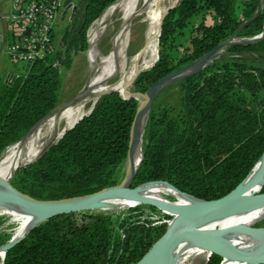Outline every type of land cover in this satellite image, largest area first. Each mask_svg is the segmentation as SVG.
<instances>
[{"label":"trees","instance_id":"trees-1","mask_svg":"<svg viewBox=\"0 0 264 264\" xmlns=\"http://www.w3.org/2000/svg\"><path fill=\"white\" fill-rule=\"evenodd\" d=\"M117 2L76 0L77 13L62 32L58 52L24 64L9 79L0 81V157L60 106L63 74L72 68L74 56L88 48L89 27ZM261 2V14L239 31L238 39L262 32L264 0ZM258 4L259 0H180L164 16L158 59L136 77L134 91L144 94L164 75L225 42L255 15ZM199 14H211L212 19L191 26ZM187 29L189 45L175 57L182 48L179 37ZM225 50L205 70L166 88L155 100L134 187L161 181L200 200L218 199L239 185L262 156L264 40L228 45ZM57 61L59 65L54 64ZM174 88L183 93L180 106L160 104L159 99ZM118 91L100 97L93 110L42 156L17 166L11 184L38 200L84 196L118 184L139 105L119 91L127 98L123 99ZM156 185L166 184L147 183L140 190ZM143 209L144 205H136L125 215L79 212L86 214L81 222L73 219L75 213L52 217L11 247L2 264H135L167 231L164 223L143 219ZM261 221L264 219L257 222ZM11 238L10 233L0 231V247ZM252 238L239 235L228 241L241 249ZM230 259L213 253L209 261L201 263L227 264Z\"/></svg>","mask_w":264,"mask_h":264},{"label":"water","instance_id":"water-1","mask_svg":"<svg viewBox=\"0 0 264 264\" xmlns=\"http://www.w3.org/2000/svg\"><path fill=\"white\" fill-rule=\"evenodd\" d=\"M261 1L262 0H259L258 9L255 15L251 17V19L246 20L227 38V40H225V42L206 52L203 56L194 60L192 63L164 75V77L160 78L156 83L150 86L144 94L134 93L133 96H131L138 101L139 105L130 129L128 142L129 148L126 157L128 168L125 176L118 184L84 196H75L59 200H38L15 188L11 184L10 178L3 179L0 177V207L5 208L16 206L23 209L26 208L36 217V224H34L25 235L18 238L12 236L8 243L0 247V252L3 253L4 257L3 260L0 261V264L4 262L6 252L24 239L37 224L59 215L106 209L108 207L107 200L113 198H128L136 200L139 204L151 205L159 210H166L167 212L169 211L170 213L175 214L168 224L166 233L160 237L149 251L135 264H172V257L175 249L181 242L188 240L189 238L196 240L208 248L211 251L210 256L215 253L222 258L234 257L250 262L252 261L256 264H264V240L259 248L251 250V252H246L238 249L228 240L217 236V233L200 229V226L209 222V220L227 217L230 214L239 211L250 210L251 208L264 203V192L262 191L264 187V152L253 169L249 172V175L227 195L218 199L204 201L197 199L190 194L179 191L173 184L168 182H147L149 184L162 183L169 185L175 191L191 199V202H188V204H177L175 202L165 204L153 198L144 197L140 194L141 186L146 185L147 183L137 187L132 185L143 158V137L146 130L147 120L157 97L165 91L166 88L205 70L206 67L214 63L216 59L226 53L225 48L228 45L254 44L264 40V24L262 32L259 35L245 39L237 38L239 31L256 20L261 14L263 10ZM171 8H169L168 11ZM68 9L69 8H67V10ZM77 10L78 8L74 6L72 10V19L75 17ZM154 65L155 64H153V66ZM139 96L140 98H138ZM68 105H70V103L63 104L64 107ZM92 110L93 108L91 111ZM50 114L51 113L47 114L41 121L35 124L34 127L23 136V139L20 142H23V140L29 137V135L38 128V125H40ZM137 158L139 161L136 166L134 162ZM257 187L259 189L253 191ZM253 230H258L264 235V227L256 225ZM210 256L207 261H209Z\"/></svg>","mask_w":264,"mask_h":264},{"label":"bare ground","instance_id":"bare-ground-1","mask_svg":"<svg viewBox=\"0 0 264 264\" xmlns=\"http://www.w3.org/2000/svg\"><path fill=\"white\" fill-rule=\"evenodd\" d=\"M117 1L118 2L112 8L104 11L102 17L96 21L95 25L92 26L90 31L91 43L96 47L98 32L102 27L105 26L106 17L116 11L121 12L122 27L113 38V42L116 43L115 48L111 50L109 56L106 59L101 61L103 64L101 69L89 83L93 87L91 91L94 94V98L92 97V99L89 96H85L83 99L74 104L62 107L63 109L60 112H54L53 114L49 115V117L44 119L42 124L38 125V128H36L35 131L29 135V137L23 140V142L11 145V148L8 149L3 159L0 160V177L3 179L13 176L17 166L23 164L25 161L43 155L44 152L51 147V145L56 144L60 140V138L65 132L68 131V129L70 130L74 124L78 123L84 118V116L88 115L91 111V108H87V103L91 99L93 105H95L97 99L107 89L114 91L119 90L123 95L125 94L127 96L133 95L131 87L134 84V80L142 71H144L143 69L148 68V66H150L153 61L157 59L159 51L158 34H160V32H158L159 25L161 22L163 24V18L166 15L168 9L178 3L180 0ZM142 15L144 16V21H146L148 24L144 34V41L146 42L143 48L134 56V63L130 66L128 65V67L126 66L127 68L125 67L116 83L109 84L106 82V80L112 75L119 74L118 72L123 69L127 63L125 51L128 42H126V35L127 31L130 29V20L136 16ZM123 53L125 55H123ZM118 58L119 60L121 58V61H119L117 64L116 60ZM113 86L115 88L112 89ZM138 161V158L135 159L134 164L136 166L138 165ZM161 187L166 189L168 188L172 193L182 196L188 199V202H191L189 197H186L185 195L175 191L169 185H156L147 189H142L140 192L150 190L149 194L143 196H150L151 198L152 196L162 192L163 189H160ZM258 189L259 188L257 187L253 191ZM136 204L139 203L132 199L127 201V203H125L122 198H113L107 200L108 207L125 206L127 208ZM6 208L10 209V211H13L15 214L24 216L25 221L21 224V231L28 229V227L31 228L36 223L35 215L32 214L28 209L19 208L16 206H9ZM236 213L240 214L233 213L235 215L230 214L227 217L209 220V222L201 225L200 229L215 232L217 233V236L226 240H230V238H234L239 235H252L254 238L250 239V241L247 242V244L240 250L251 252V250L259 248L262 244V241L264 240V235H262L258 230H253L255 227L252 228L251 231H248V229L250 225L257 223V221L261 219H264V203L257 207L251 208L250 210L239 211ZM18 237L19 234L16 233L15 238ZM210 253L211 251L204 245L189 238L188 240L181 242L175 249L172 257V264H189L190 260L194 258H199L206 262L210 256ZM2 255L3 253L0 252V256ZM227 264L256 263L231 257Z\"/></svg>","mask_w":264,"mask_h":264},{"label":"rangeland","instance_id":"rangeland-1","mask_svg":"<svg viewBox=\"0 0 264 264\" xmlns=\"http://www.w3.org/2000/svg\"><path fill=\"white\" fill-rule=\"evenodd\" d=\"M7 2H8V0H0V9L3 8L5 10V12L8 10V6H9V4H7ZM72 2L75 6L76 0H73ZM178 3H176L175 5H177ZM175 5H173V6H175ZM71 17H72V10H66L65 13H63L61 16L58 17V20L56 22L57 27H56V31H55L54 35L56 38V44L58 46V50L60 47L59 42H60V39L62 37V32L69 25L68 22H69ZM198 17H199V15L193 17L191 26H193V24L198 25L199 21L200 22L202 21ZM100 18L95 20L94 23L89 27V30H88L89 37L87 36V43L89 42L88 48L86 50H83L78 55L74 56L73 62H72V64H73L72 68L63 74L64 87H63V91L61 94V101L59 104L60 106L56 109L55 113L60 112L63 109L62 108V107H64L63 104H66V103L74 104V103L80 101L81 99H83V97H85V96H89L90 98H92V97L94 98V94L91 91L93 89V87L89 83L98 74L99 70L101 69V67L103 65L101 63V61L106 59L109 56V53L111 52V50L115 48L116 43L113 42V38L119 32V30L122 27L121 12L116 11L112 14H109L106 17L105 26L99 30L100 33L98 32L97 45L95 47V46H93V44L91 43V40H90V31L92 29V26L95 25L96 21H98ZM205 19L208 20L207 17H205ZM0 23H1V21H0ZM161 24H162V22H161ZM161 24L159 25L158 32L160 30ZM147 26H148V24L146 21H144L143 15L142 16H136L130 20V29L127 31V35H126V42H128L127 47H126V51H125L127 63L125 64L123 69H121L118 72L119 74L110 76L106 80L107 83H109V84L116 83L119 80L120 75L123 72V70L125 69V67L126 66L128 67V65L130 66L131 64L134 63V61H135L134 56L143 48V46L146 42V41H144L145 40L144 34H145L146 29H147ZM1 32H2V26L0 25V34H1ZM189 35H190V29L189 30L187 29L186 31H184L183 34L180 35L179 41H180V45L182 46V48L177 49V51L174 53L175 57H179L180 55H182L184 52V49L189 45L188 44V38H187ZM1 41H2V39H1V35H0V81L2 79H9L14 72H17L19 70V68H21L24 65V63H21L20 65H15V64L11 63V61L9 60V58L5 52L4 46L2 45ZM58 50H57V52H58ZM125 54L123 53V55H125ZM119 61H121V58H120V60L118 58L116 60V63L118 64ZM55 63L58 64L59 62L57 61ZM133 85L131 87V91L134 94L136 92L134 91ZM113 88H115V87L113 86L112 89ZM110 91H112V90H110V89L105 90L104 93L100 95V97L104 96L105 93H108ZM182 95H183V93L179 89L174 88V89L170 90L169 92L165 93V95H163L159 99L158 102L162 105H165V104L166 105H172V106L178 108L181 104L180 101H181ZM131 96H133V95H130L128 97H131ZM138 98H140V96ZM92 99L87 103L88 104L87 108L88 107L91 109L94 108L95 105H93ZM51 114H53V113H51ZM2 156L0 157V160L3 159ZM127 168H128V164H127V161L125 160L121 164V167L119 170V177H120L119 181H121L123 179V177L125 176ZM160 189H163L162 192H160L159 194H157L155 196H152L151 198H153L159 202L165 203V204L174 203V202L177 204H188V201H187L188 199L172 193L170 189H168V188L166 189L164 187H161ZM149 191L150 190L143 191V192H140V194L142 196L147 195V194H149ZM123 200L125 203H127V201H130V199H128V198L123 199ZM136 205H142V204H136ZM136 205H133V206H136ZM133 206H130L127 208L125 206H123V207L110 206V207H107V209L90 210L88 212H90V213L102 212V213H106V214L110 213L113 215H125V214H127V211L129 209H131V207H133ZM143 211L145 213V215L142 216L143 219L151 218L155 223H158V224L164 223L165 225H167V229H168V223L173 218V216L171 214H165V213H163V211H161L159 209H157V210L150 209L148 207V205H144ZM235 214H240V213H235ZM235 214H233V215H235ZM83 216L85 217L86 214L82 215L80 213H75V215H74L75 218H73V219L78 221V222H81L83 220ZM0 218H2L1 219L2 223L0 225V231H4V232L6 231V232L10 233L12 236H15V234L18 233L19 237H21V236L25 235L26 232L30 229V227H28V229L21 231L20 230L21 224L25 221L24 216L15 214L13 211H10V209H7L6 207L5 208L0 207ZM261 220H263V219H261ZM256 225L259 227H264V221L257 222V223L250 225L248 231H251V229L256 227ZM2 257H3V255L0 256V258H2ZM0 261H1V259H0ZM201 261L204 262V260H201L199 258H194V259L190 260V263L191 264H202Z\"/></svg>","mask_w":264,"mask_h":264},{"label":"built area","instance_id":"built-area-1","mask_svg":"<svg viewBox=\"0 0 264 264\" xmlns=\"http://www.w3.org/2000/svg\"><path fill=\"white\" fill-rule=\"evenodd\" d=\"M10 4V10L0 14L4 22L0 35L11 63L31 64L54 55L58 50L56 22L74 4L67 0H10Z\"/></svg>","mask_w":264,"mask_h":264},{"label":"crops","instance_id":"crops-1","mask_svg":"<svg viewBox=\"0 0 264 264\" xmlns=\"http://www.w3.org/2000/svg\"><path fill=\"white\" fill-rule=\"evenodd\" d=\"M7 4H9L8 10L5 12V10L2 8V9H0V14L3 15L4 13H7L10 10V7H11L10 0H8ZM205 17H207L208 20H211L212 19L211 18V14H204V15L199 14V17L198 18L203 21V19ZM0 25L4 28V22L1 21Z\"/></svg>","mask_w":264,"mask_h":264}]
</instances>
